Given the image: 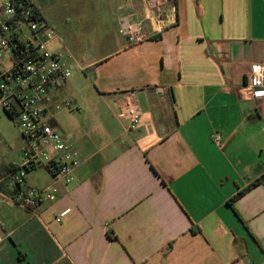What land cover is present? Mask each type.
I'll list each match as a JSON object with an SVG mask.
<instances>
[{"label":"crops","instance_id":"0c3cea01","mask_svg":"<svg viewBox=\"0 0 264 264\" xmlns=\"http://www.w3.org/2000/svg\"><path fill=\"white\" fill-rule=\"evenodd\" d=\"M32 1L53 50L73 57L50 104L71 101L64 125L52 122L81 163L34 210L0 183V264H264V183L229 203L264 175V99L241 95L264 64V0H167L169 22L144 21L133 46L119 19L147 14L145 0ZM125 92L142 112L131 132ZM38 171L30 187L53 184L29 177Z\"/></svg>","mask_w":264,"mask_h":264},{"label":"built area","instance_id":"2783aa9c","mask_svg":"<svg viewBox=\"0 0 264 264\" xmlns=\"http://www.w3.org/2000/svg\"><path fill=\"white\" fill-rule=\"evenodd\" d=\"M167 0H145L144 14L130 20L121 16V34L131 46L145 39L144 21L156 22L159 32L169 22L164 7ZM55 32L43 19L32 0H0V107L17 127L23 142L18 162H12L0 183L5 182L9 198L24 209L34 210L43 203L54 202L59 185L73 183L74 172L81 161L73 142L54 124L53 114L60 106L50 99L57 88L71 76V54L50 48ZM241 95L249 100L264 99V64H252L246 75ZM63 106H70L66 99ZM119 116L127 122L129 132L142 122L139 103L132 92L122 93L118 100ZM211 140L221 145V136L212 133ZM43 170L51 175L53 184L35 189L27 183V174ZM64 209L55 217L60 222L69 215Z\"/></svg>","mask_w":264,"mask_h":264},{"label":"rangeland","instance_id":"374dc122","mask_svg":"<svg viewBox=\"0 0 264 264\" xmlns=\"http://www.w3.org/2000/svg\"><path fill=\"white\" fill-rule=\"evenodd\" d=\"M50 48H56L55 42H52L50 44ZM53 103L55 106H60V109L54 112L53 120L58 126L62 127L65 122V120H63V117H65L67 113H69V111L73 112L74 109L72 107L68 109V106H63L62 101L59 97H57ZM18 141H21V144H23L17 127L0 107V166L5 165L8 161H19L20 154L17 156L19 148ZM29 177L34 180L38 178V180H35L38 183H41L46 180V175L42 170H39L34 174H30Z\"/></svg>","mask_w":264,"mask_h":264},{"label":"trees","instance_id":"16d2710c","mask_svg":"<svg viewBox=\"0 0 264 264\" xmlns=\"http://www.w3.org/2000/svg\"><path fill=\"white\" fill-rule=\"evenodd\" d=\"M260 183H264V175L260 178V179H257L256 181H254L253 183H251L246 189L245 191H241L240 193H238L236 196H234L230 201L229 203H232L234 202L237 198H239L244 192L248 191L249 189H251L252 187L260 184Z\"/></svg>","mask_w":264,"mask_h":264}]
</instances>
